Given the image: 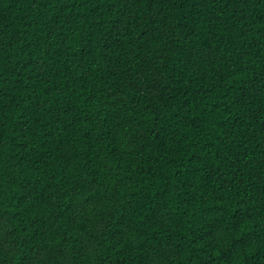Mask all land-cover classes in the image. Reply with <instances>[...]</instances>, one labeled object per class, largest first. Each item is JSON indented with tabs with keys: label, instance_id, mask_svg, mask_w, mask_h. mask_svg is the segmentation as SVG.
<instances>
[{
	"label": "trees",
	"instance_id": "1",
	"mask_svg": "<svg viewBox=\"0 0 264 264\" xmlns=\"http://www.w3.org/2000/svg\"><path fill=\"white\" fill-rule=\"evenodd\" d=\"M0 264H264V0H0Z\"/></svg>",
	"mask_w": 264,
	"mask_h": 264
}]
</instances>
